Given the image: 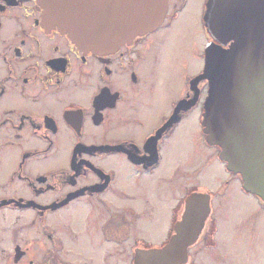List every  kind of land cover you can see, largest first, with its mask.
Masks as SVG:
<instances>
[{"label": "flooded vegetation", "instance_id": "flooded-vegetation-1", "mask_svg": "<svg viewBox=\"0 0 264 264\" xmlns=\"http://www.w3.org/2000/svg\"><path fill=\"white\" fill-rule=\"evenodd\" d=\"M195 1L168 0L159 27L105 53L45 28L37 0H0V264H135L171 241L186 198L207 192L180 187L174 138L191 114L226 182L258 205L221 215L211 196L183 264H264V201L206 138L208 81L190 84L214 41L208 0L191 12ZM184 16V54L170 62L162 39Z\"/></svg>", "mask_w": 264, "mask_h": 264}, {"label": "water", "instance_id": "water-1", "mask_svg": "<svg viewBox=\"0 0 264 264\" xmlns=\"http://www.w3.org/2000/svg\"><path fill=\"white\" fill-rule=\"evenodd\" d=\"M41 24L67 34L83 50L108 53L164 21L168 0H37ZM203 73L209 83L203 112L206 138L221 148L227 169L264 201V0H208ZM208 192H191L171 241L139 249L135 264H183L211 208Z\"/></svg>", "mask_w": 264, "mask_h": 264}, {"label": "rangeland", "instance_id": "rangeland-1", "mask_svg": "<svg viewBox=\"0 0 264 264\" xmlns=\"http://www.w3.org/2000/svg\"><path fill=\"white\" fill-rule=\"evenodd\" d=\"M181 22L175 23L164 34L162 39L163 55L168 56L170 62L175 57L182 58L181 56L184 54L186 47L187 27L179 24ZM195 28L198 29V26L196 25ZM197 33L203 42L204 39H202L199 29ZM196 66L193 63L188 64L186 68L187 73H194ZM177 73L179 76L178 69ZM196 121L197 117L191 114L182 125L177 127L174 138L175 161H179V168L181 169L179 170L181 191L184 192L187 186L193 185L198 190L202 189L210 192L213 203L217 205V214L222 215L224 212L244 211V208L240 204L245 202V200L251 203V212L256 211L258 205V201L255 200L256 197L242 191L240 180L234 179L230 184L226 182V179H229L230 176L224 170L223 164L217 159V152L209 148L201 138V129L196 125ZM183 174L189 175L184 176ZM175 196H178V194H175Z\"/></svg>", "mask_w": 264, "mask_h": 264}, {"label": "bare ground", "instance_id": "bare-ground-1", "mask_svg": "<svg viewBox=\"0 0 264 264\" xmlns=\"http://www.w3.org/2000/svg\"><path fill=\"white\" fill-rule=\"evenodd\" d=\"M197 5H198V0H196V1L194 2V4H193V8H192L191 12H192V11L195 12V11L197 10V8H198ZM190 20H191L190 16H184L183 21H182L181 23H179V24H182V25L187 26V25L190 23ZM197 39H198V38L195 37L194 40H197ZM167 72H168L169 74H171V76H172L173 73H172V70H171V69H170L169 71H167ZM167 92H168L167 89L164 88V90L162 91V93H160V96H163V97H164V95H166ZM240 206L243 207L244 210H246L247 208H251V203H250L249 201H246V200H245V202L241 203Z\"/></svg>", "mask_w": 264, "mask_h": 264}]
</instances>
